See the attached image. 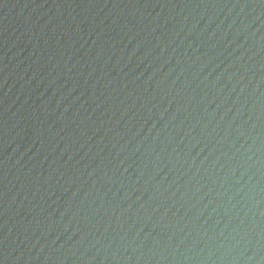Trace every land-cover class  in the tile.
<instances>
[{
    "label": "water",
    "instance_id": "1",
    "mask_svg": "<svg viewBox=\"0 0 264 264\" xmlns=\"http://www.w3.org/2000/svg\"><path fill=\"white\" fill-rule=\"evenodd\" d=\"M0 264H264V0H0Z\"/></svg>",
    "mask_w": 264,
    "mask_h": 264
}]
</instances>
